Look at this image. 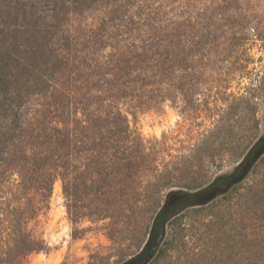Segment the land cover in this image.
I'll return each mask as SVG.
<instances>
[{
    "label": "trees",
    "instance_id": "trees-1",
    "mask_svg": "<svg viewBox=\"0 0 264 264\" xmlns=\"http://www.w3.org/2000/svg\"><path fill=\"white\" fill-rule=\"evenodd\" d=\"M263 98L264 0H0V264L58 180L100 264H264ZM167 101L210 112L185 163L130 123Z\"/></svg>",
    "mask_w": 264,
    "mask_h": 264
},
{
    "label": "rangeland",
    "instance_id": "rangeland-1",
    "mask_svg": "<svg viewBox=\"0 0 264 264\" xmlns=\"http://www.w3.org/2000/svg\"><path fill=\"white\" fill-rule=\"evenodd\" d=\"M260 128L264 132V98L259 106ZM131 126L148 140H159L168 162L188 160L193 145L210 125L208 110L193 109L183 102L167 101L158 107L128 112ZM228 164L225 170H231ZM60 187L54 188L50 206L30 221L42 246L25 257V264H100L101 255L113 245L107 231L108 219L85 217L73 223L67 213Z\"/></svg>",
    "mask_w": 264,
    "mask_h": 264
}]
</instances>
